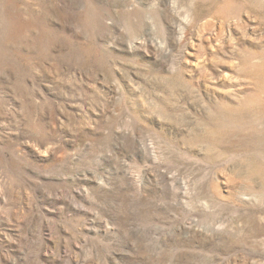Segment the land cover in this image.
Returning a JSON list of instances; mask_svg holds the SVG:
<instances>
[{
	"label": "rangeland",
	"instance_id": "rangeland-1",
	"mask_svg": "<svg viewBox=\"0 0 264 264\" xmlns=\"http://www.w3.org/2000/svg\"><path fill=\"white\" fill-rule=\"evenodd\" d=\"M0 264H264V0H0Z\"/></svg>",
	"mask_w": 264,
	"mask_h": 264
}]
</instances>
